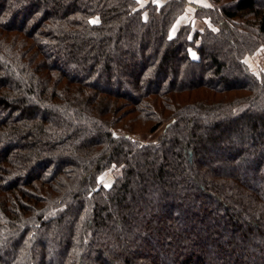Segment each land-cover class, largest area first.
<instances>
[{
	"label": "trees",
	"instance_id": "trees-1",
	"mask_svg": "<svg viewBox=\"0 0 264 264\" xmlns=\"http://www.w3.org/2000/svg\"><path fill=\"white\" fill-rule=\"evenodd\" d=\"M188 5L0 0V264H264V0Z\"/></svg>",
	"mask_w": 264,
	"mask_h": 264
},
{
	"label": "rangeland",
	"instance_id": "rangeland-1",
	"mask_svg": "<svg viewBox=\"0 0 264 264\" xmlns=\"http://www.w3.org/2000/svg\"><path fill=\"white\" fill-rule=\"evenodd\" d=\"M136 3H138L139 8H145L148 4H155L157 6H162L166 4L167 2L171 0H135ZM232 0H187L190 5L187 6L185 12L179 16V18L175 21L173 24L171 30H170V36L174 37L178 33L181 27L183 26H190L191 33L190 35L194 34L196 31H203L206 28V22L199 19L195 14V6L209 9L212 7L221 6V5H227V3H230ZM260 4L263 3V1H259ZM95 22L97 20L95 19ZM193 57L197 58L194 53H192ZM245 63L249 66V68L258 75H264V46H261L259 49L254 51L253 53H249L244 58ZM123 62L129 61L131 64L133 62V57L130 59L123 58ZM70 69H77L72 66H68ZM228 69L226 70V72ZM164 129V126L161 127L157 132L153 134L149 133H143L139 132L137 134H131L133 138L137 140H141L146 143L155 142L162 134V131ZM115 133L117 135L123 133L124 131L116 130ZM122 174V168L112 166L111 168L104 171L101 176L99 177L100 184L104 186L105 188H110L115 180L121 176Z\"/></svg>",
	"mask_w": 264,
	"mask_h": 264
}]
</instances>
